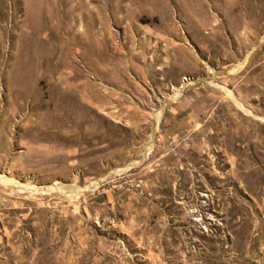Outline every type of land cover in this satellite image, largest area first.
Masks as SVG:
<instances>
[{"label": "rangeland", "instance_id": "1", "mask_svg": "<svg viewBox=\"0 0 264 264\" xmlns=\"http://www.w3.org/2000/svg\"><path fill=\"white\" fill-rule=\"evenodd\" d=\"M0 174V264H264V0H0Z\"/></svg>", "mask_w": 264, "mask_h": 264}, {"label": "bare ground", "instance_id": "2", "mask_svg": "<svg viewBox=\"0 0 264 264\" xmlns=\"http://www.w3.org/2000/svg\"><path fill=\"white\" fill-rule=\"evenodd\" d=\"M242 63H243V62L238 63V64L235 66V70L240 69L241 66H242ZM9 182H10V179H9L8 177H5L4 175L0 174V183H2V184H9ZM15 186H16L17 188H19V189H20V188H23V189L30 188V189H34V190H42V191L51 188V186H49V185H48V186H25V187H22V185L16 184Z\"/></svg>", "mask_w": 264, "mask_h": 264}]
</instances>
